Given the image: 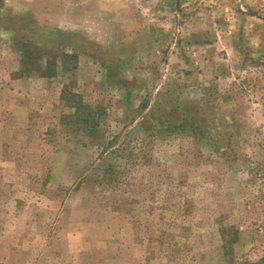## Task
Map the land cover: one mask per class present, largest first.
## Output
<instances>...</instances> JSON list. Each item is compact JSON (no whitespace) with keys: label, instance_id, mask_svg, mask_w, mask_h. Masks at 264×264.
<instances>
[{"label":"rangeland","instance_id":"obj_1","mask_svg":"<svg viewBox=\"0 0 264 264\" xmlns=\"http://www.w3.org/2000/svg\"><path fill=\"white\" fill-rule=\"evenodd\" d=\"M263 258L264 0H0V264Z\"/></svg>","mask_w":264,"mask_h":264},{"label":"trees","instance_id":"obj_2","mask_svg":"<svg viewBox=\"0 0 264 264\" xmlns=\"http://www.w3.org/2000/svg\"><path fill=\"white\" fill-rule=\"evenodd\" d=\"M71 57H75V56H71ZM254 264H264V258H263L262 261H260V262H256V263H254Z\"/></svg>","mask_w":264,"mask_h":264}]
</instances>
